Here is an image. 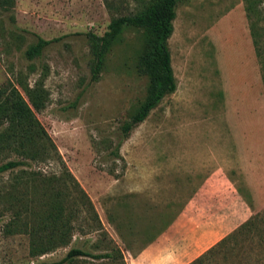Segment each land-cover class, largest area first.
Returning <instances> with one entry per match:
<instances>
[{
  "label": "rangeland",
  "instance_id": "rangeland-1",
  "mask_svg": "<svg viewBox=\"0 0 264 264\" xmlns=\"http://www.w3.org/2000/svg\"><path fill=\"white\" fill-rule=\"evenodd\" d=\"M149 1L14 0L0 11V89L27 100L22 88L39 85L48 137L37 161L0 148V165L25 162L0 173V264L72 248L90 256L64 264H189L264 209V0L179 1L176 90L126 136L146 97L144 33L126 28L97 80L88 34ZM38 39L50 43L29 57ZM116 248L112 260L92 256Z\"/></svg>",
  "mask_w": 264,
  "mask_h": 264
},
{
  "label": "trees",
  "instance_id": "trees-1",
  "mask_svg": "<svg viewBox=\"0 0 264 264\" xmlns=\"http://www.w3.org/2000/svg\"><path fill=\"white\" fill-rule=\"evenodd\" d=\"M179 1L181 0H150L146 7L135 14L112 19L101 36L88 34L92 55L91 79L97 80L106 56L120 34L126 28L141 29L144 33L146 49L139 56L137 70L148 79L146 97L130 119L122 125L121 130L126 136L146 119L149 112L165 96L176 90L168 39L173 32ZM13 5L14 0H0V11H9ZM49 43L50 41L38 39L35 45L27 49V55L38 57ZM22 90L27 100L14 86L0 89V120L7 124L0 133V148L14 145L26 159L37 161L47 154L44 150L48 137L34 114V111L43 107L44 96L39 85L23 87ZM24 164V161H8L0 165V173ZM116 254L120 255L117 248L109 253L92 256L112 260ZM80 256L90 255L72 248L59 261L38 264H64ZM189 264H264V209Z\"/></svg>",
  "mask_w": 264,
  "mask_h": 264
},
{
  "label": "crops",
  "instance_id": "crops-1",
  "mask_svg": "<svg viewBox=\"0 0 264 264\" xmlns=\"http://www.w3.org/2000/svg\"><path fill=\"white\" fill-rule=\"evenodd\" d=\"M210 179V177L208 178V180ZM189 232V230L187 231ZM192 234L194 235V232H192ZM209 237V234H207L206 232H204L201 236H200V240L201 242H205L207 240V238Z\"/></svg>",
  "mask_w": 264,
  "mask_h": 264
}]
</instances>
